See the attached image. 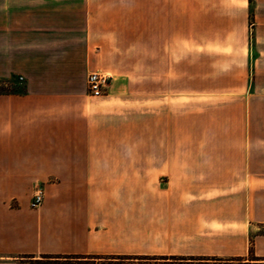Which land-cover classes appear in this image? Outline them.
I'll return each mask as SVG.
<instances>
[{"label":"crops","instance_id":"1","mask_svg":"<svg viewBox=\"0 0 264 264\" xmlns=\"http://www.w3.org/2000/svg\"><path fill=\"white\" fill-rule=\"evenodd\" d=\"M235 21L246 87L194 70L185 104L170 33ZM120 33H145L141 85L90 97ZM1 84L0 264H264V0H0Z\"/></svg>","mask_w":264,"mask_h":264},{"label":"rangeland","instance_id":"2","mask_svg":"<svg viewBox=\"0 0 264 264\" xmlns=\"http://www.w3.org/2000/svg\"><path fill=\"white\" fill-rule=\"evenodd\" d=\"M239 25V22L235 21L233 27H242ZM242 28L241 31L230 32L170 33V43L176 42L177 38L180 41L179 47L171 48V50L174 54L178 51L180 57L184 56L185 104L192 103L191 95L187 92L192 87V77L195 72L200 74L203 89H205L203 83L216 79L222 87L244 90L250 75L248 59H250L253 33L249 31V27L248 29L244 26ZM120 38L121 47L111 49L116 56V65L113 70L118 73H102L111 77L120 73H130L138 79L133 84L139 86L144 74L145 33H120ZM0 90L10 91L12 89L8 84H1ZM202 103H204L203 100Z\"/></svg>","mask_w":264,"mask_h":264},{"label":"built area","instance_id":"3","mask_svg":"<svg viewBox=\"0 0 264 264\" xmlns=\"http://www.w3.org/2000/svg\"><path fill=\"white\" fill-rule=\"evenodd\" d=\"M111 77L101 72H91L86 79L87 94L90 97H100L103 95L105 88L107 87ZM43 201V195L41 192L34 194L31 202V208L37 209Z\"/></svg>","mask_w":264,"mask_h":264},{"label":"trees","instance_id":"4","mask_svg":"<svg viewBox=\"0 0 264 264\" xmlns=\"http://www.w3.org/2000/svg\"><path fill=\"white\" fill-rule=\"evenodd\" d=\"M2 91V90H1ZM251 252H252V244H251V242H250V248H249V253H250V255H251ZM138 260H143V259H140V258H137Z\"/></svg>","mask_w":264,"mask_h":264}]
</instances>
